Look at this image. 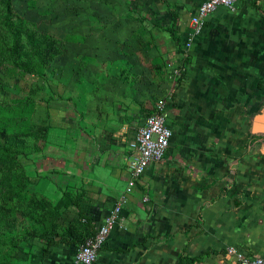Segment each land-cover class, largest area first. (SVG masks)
<instances>
[{"label":"rangeland","instance_id":"1","mask_svg":"<svg viewBox=\"0 0 264 264\" xmlns=\"http://www.w3.org/2000/svg\"><path fill=\"white\" fill-rule=\"evenodd\" d=\"M8 1L10 29L0 18V264H44L55 248L47 247L49 241L66 237L78 247L93 232L88 221L97 223V206L125 194L122 171L127 170L133 130L168 88L174 90L178 80L185 88V77L194 69L186 65L189 59L182 49L180 57L175 51L168 60L164 47H114L113 15L122 12L123 35L142 23L152 26L141 0ZM2 5L0 0V13ZM100 29L109 30L108 49L98 47ZM11 31L16 53L10 46ZM260 104L264 112V94ZM254 117L249 116V131L239 133L244 136L241 151L247 154L250 145L252 155L244 164V178L235 179L237 171L226 165L224 179L207 175L202 190L264 188V162L257 156L264 138L259 136L258 142V131L252 132L259 128ZM234 121L242 123V118L235 116ZM107 177L124 181L123 191L109 189L110 198L100 203ZM149 189L136 181L124 196L123 208L134 202L127 197L135 194L145 213L157 218L156 207L148 210V199L141 195ZM162 206L166 209L161 203L159 211ZM180 209L169 204L170 213L163 211L174 221L167 228L172 235L183 227H176L174 220H183ZM190 213L188 220L194 216Z\"/></svg>","mask_w":264,"mask_h":264},{"label":"crops","instance_id":"2","mask_svg":"<svg viewBox=\"0 0 264 264\" xmlns=\"http://www.w3.org/2000/svg\"><path fill=\"white\" fill-rule=\"evenodd\" d=\"M200 1H139V5L145 4L152 26L145 28L142 23L123 35L122 12L113 15L114 47H137V44L164 47L168 60L175 51L179 56L188 18ZM100 30L98 47L108 49L109 30ZM174 43H180V47L177 45L175 49ZM177 56L179 62L180 56ZM187 59L186 65H191L195 74L185 77L186 87L178 80L180 84L174 90L168 88L162 95L169 97L166 102L172 129L169 148L162 160L150 165L137 180L150 187L141 195L148 199L145 204L148 210L156 207L157 218L153 213H145L137 195L129 194L127 198L134 197V202L121 211L119 224L98 251L93 264H178L181 256L193 259L192 264H237L226 253L228 246H235L249 256L264 258V188L201 189L207 175L224 179L228 173L226 165L231 164L237 171L235 179L244 178V164L252 155L250 145L246 146L247 154L241 151L244 136L240 137L239 133L249 131V116H255V125H259L252 131H258L257 141L264 132V117L260 115L264 114L260 108L264 94V0H237L234 9L219 7L212 12ZM235 116L241 117L242 123H235ZM190 126L192 131L186 132ZM259 146L257 156L264 162V140ZM238 154L242 158L233 160ZM122 172L127 178V172ZM158 177L164 183L163 188L156 189ZM115 178L103 179L100 203L110 198L109 189L123 191L124 181ZM207 196L215 197L208 202ZM108 202L97 206L96 227L114 200ZM159 203L166 204V209L162 206L159 211ZM169 204L181 208L180 214H183V220L174 219L176 227L183 226L174 235L167 230L174 221H169V215L163 212L170 213ZM189 209L194 216L188 220ZM65 245L54 246L43 259L44 264H78L73 261L77 247Z\"/></svg>","mask_w":264,"mask_h":264},{"label":"built area","instance_id":"3","mask_svg":"<svg viewBox=\"0 0 264 264\" xmlns=\"http://www.w3.org/2000/svg\"><path fill=\"white\" fill-rule=\"evenodd\" d=\"M237 0H201L195 12L188 18L187 30L182 41V52L187 59L196 37L203 31L208 16L219 7L234 9ZM163 96L155 103L154 110L148 114L140 125L132 132L128 140L127 179L124 195L108 209L101 223L95 228L93 235L84 239L77 247L74 261L78 264H93L98 251L107 241L111 232L120 222L124 196L133 188L137 179L153 163L160 162L167 152L172 137V129L168 124L166 102ZM146 200V197L143 198ZM226 253L233 256L237 264H264V258L249 256L235 246H228Z\"/></svg>","mask_w":264,"mask_h":264},{"label":"trees","instance_id":"4","mask_svg":"<svg viewBox=\"0 0 264 264\" xmlns=\"http://www.w3.org/2000/svg\"><path fill=\"white\" fill-rule=\"evenodd\" d=\"M11 12H12V10H11L10 2L8 0H3V5H2V11L0 13V18H1V22L3 23V25L5 26L6 29H10L9 27H10V22H11L10 21ZM11 35H12V42H11L10 46L12 48V52L16 53L17 40L15 39V37H14L15 34L12 31H11ZM39 50H40V48H39ZM77 207H78V205H77ZM88 222H89V225L91 226V228H93V232L89 235V236H91V235L94 234L95 228H94V225H93L92 221L89 220ZM89 236H87V237H89ZM87 237H85V238H87ZM60 243L73 244L74 245V243H76V242L73 241V239L70 240L69 238H66V237H60L59 239H52L51 241H49L48 244H47V247H49V248L52 247V246L54 247V246L59 245ZM192 262H193V259L185 258V257L181 256L179 258L178 264H192Z\"/></svg>","mask_w":264,"mask_h":264},{"label":"flooded vegetation","instance_id":"5","mask_svg":"<svg viewBox=\"0 0 264 264\" xmlns=\"http://www.w3.org/2000/svg\"><path fill=\"white\" fill-rule=\"evenodd\" d=\"M261 136L264 138V133Z\"/></svg>","mask_w":264,"mask_h":264}]
</instances>
